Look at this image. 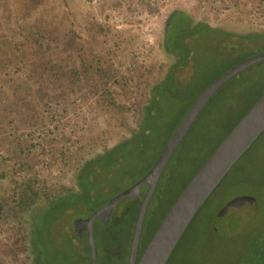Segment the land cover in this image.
Segmentation results:
<instances>
[{
    "label": "rangeland",
    "instance_id": "rangeland-1",
    "mask_svg": "<svg viewBox=\"0 0 264 264\" xmlns=\"http://www.w3.org/2000/svg\"><path fill=\"white\" fill-rule=\"evenodd\" d=\"M172 8L237 32L264 31V0H0V43H5L0 46V200L10 198L15 182L29 178L39 193H50L83 159L112 146L124 130L132 101L163 75L167 61L155 37ZM178 36L179 43L192 44L187 84L164 98L147 119L150 128L134 147L143 154L128 153L130 144L124 156L117 159L111 152L90 164L88 185L97 193L95 201L127 187L148 169L210 81L264 51V36L233 50L218 45L220 35L193 37L181 31ZM96 60L99 68L86 71ZM263 91L264 59L211 97L161 173L147 206L142 240H148L196 170ZM110 156L114 160L106 164ZM227 202L231 205L221 216L222 229H242L222 236L213 232V224ZM95 206L79 211L85 214ZM10 207L0 214V264H21L20 212ZM121 209L118 205L116 212ZM34 213L32 236L46 251L40 264H91L86 239L77 240L79 256L74 258L73 235L67 232L61 205ZM108 227L115 243L124 242L131 229L128 222ZM256 236H264V131L209 195L166 264H245L246 248ZM94 241L97 264H113L106 255L114 248L105 251L99 224Z\"/></svg>",
    "mask_w": 264,
    "mask_h": 264
},
{
    "label": "flooded vegetation",
    "instance_id": "flooded-vegetation-1",
    "mask_svg": "<svg viewBox=\"0 0 264 264\" xmlns=\"http://www.w3.org/2000/svg\"><path fill=\"white\" fill-rule=\"evenodd\" d=\"M186 12L189 14L191 18L192 28L194 27L195 29L193 32H191L190 35H192L193 37L195 36L202 37L207 34H215L217 36L220 35V38L216 39L217 40L216 42L218 43L220 47H227L230 50H233V48L235 47L240 49L239 47L240 44L256 43L255 41H257L262 36H264L263 30L262 31L261 30L260 31H250V32H245V33L237 32L223 25L211 24L206 19L195 18L193 13L190 11H186ZM165 27H166V21L164 23V26H163V29L160 35L156 36L155 38H156V43L158 45L159 50L166 57V61H167L166 68L163 72V75L158 79L157 82H155L148 88L144 96H141L140 98L132 101L129 107V112L132 115H130L129 113V115L126 117L123 123L124 130L122 129V131H120L121 134L119 135V138L112 144V146L105 147L100 152L94 154L92 157L83 159L79 163V165L76 168H74V170L71 173L67 175V181L59 185V187L54 188V190L50 191V193H48L47 191L43 193L38 192L33 203L29 205L26 209L20 211V215L18 218V221L20 224L18 225V229H17V232H19L18 237H17L18 238L17 245L21 251L20 253L22 257L21 264H40L45 259L46 251L42 249V245L40 246L38 245L37 242L34 241V238L32 236L33 234L32 231L35 226V222H34V215H35L34 212L35 211L43 210L46 207V205H61V211L67 219V227H68L67 232L68 234L73 235V237H71L72 238L71 241L73 242L71 244L72 245L71 247H72V254L75 258L76 256H79V252H78L79 247L77 246L79 242H77V240L86 239L88 241L87 234H88L89 223L85 222L84 220L89 218L91 214L96 209H98L100 206L107 204L113 197H115L117 194L124 191L125 189L133 185L135 182H137L141 177H143L148 172V170L152 167L156 159L158 158L161 150L163 149L164 145L166 144V142L168 141L172 133L170 134L166 142H164L161 150L159 151L155 159L150 163L148 169L140 177L135 179L127 187L122 188L121 190L115 192L114 194L110 195L104 200L99 201V202L95 201L97 193L96 191L92 190L91 187L88 185L89 182L91 181L89 173H90V168L92 167V165L87 164V162L94 159L97 155L105 153V151L112 149L116 147L117 145L123 144L125 142H127L128 145L133 144L132 148L128 147L126 149V151H128V149L130 148L133 150V151L131 150L128 153L143 154L140 150L138 152L137 150H135L136 151L135 152L134 147L141 145L140 144L142 143L141 141H143V138L146 136V133L148 132L150 128V125L146 123L147 119L149 118V116L152 115L155 108H158V105H160V102L164 98L167 100L170 99L171 97L174 96L176 90L182 88L185 84H187L186 82L187 80H185L186 79L185 70L187 68V64H185L184 66L175 67L174 64L178 62V58L173 53L166 51L164 48L163 43H164ZM181 41L182 43H186L185 42L186 40L184 41V39H182ZM188 44L192 45L191 43H188ZM210 83H208L206 86H208ZM158 84L159 85L161 84V85L158 87L155 95L151 97L152 88ZM223 85H221L218 89H220ZM196 97L190 102V104L187 107V110L191 106L193 101L196 99ZM209 100L206 102V104L209 102ZM206 104L203 106L202 110L204 109ZM199 114L197 115V117L199 116ZM196 119L194 120V122L196 121ZM145 130L147 132H144ZM124 155L125 154H118L117 159ZM156 185L148 200L147 206L149 205L151 197L155 191ZM147 188H148L147 184H145V186L134 196L122 197L115 204V208L112 210V212L109 214L108 217L107 216H97L94 219L93 236H94L95 227L99 224L101 231L103 233V236L105 238V241H104L105 251H109L110 247L114 248V250L109 251V256H107L108 254L106 255L107 258L109 259L112 258L113 264H123L124 263L123 259H125L126 264H129L135 222L138 216L140 206L144 199L145 193L147 191ZM60 194L64 198L62 203H58L55 201L56 198ZM87 205H96V206L85 214H83L82 211H79L80 209H82V207L84 208ZM118 205H122V209L120 212H116V208L118 207ZM146 210H147V207H146ZM146 210H145V214L143 217L141 231L139 234L137 247H136V253H135L136 261L141 256L144 248L146 247L147 243L149 242L150 238L152 237L154 231L156 230L158 224L161 221V219L158 221V223L156 224L148 240H145V239L142 240L141 235H142L143 223L146 217ZM110 222H112V224L122 223V222H128L130 224L131 229H130L128 236L125 238L124 242L123 241L116 242V243L114 242V236L112 235V232L110 233L109 227H108L110 225ZM112 255L113 257H111Z\"/></svg>",
    "mask_w": 264,
    "mask_h": 264
},
{
    "label": "water",
    "instance_id": "water-1",
    "mask_svg": "<svg viewBox=\"0 0 264 264\" xmlns=\"http://www.w3.org/2000/svg\"><path fill=\"white\" fill-rule=\"evenodd\" d=\"M175 8L167 12L166 18ZM263 59L264 51L251 55L234 64L212 80L196 97L183 115L148 172L133 185L113 197L107 204L100 206L89 218L84 220L89 223L87 238L91 250V264H97V251L93 236L94 219L97 216L108 217L115 208V204L122 197L134 196L145 184H147L148 188L135 222L129 264H166L178 241L209 195L222 181L236 161L264 131V91L227 132L216 148L186 183L164 214L141 256L136 261L135 253L137 242L151 193L172 153L189 131L206 102L226 81L251 64ZM230 205L231 203L227 202L216 216L213 230L218 235L230 236L239 233L242 229L241 227H230V229H226L224 226V229H222L221 216L229 209Z\"/></svg>",
    "mask_w": 264,
    "mask_h": 264
},
{
    "label": "trees",
    "instance_id": "trees-1",
    "mask_svg": "<svg viewBox=\"0 0 264 264\" xmlns=\"http://www.w3.org/2000/svg\"><path fill=\"white\" fill-rule=\"evenodd\" d=\"M176 11H183V12H182V14H181V16L179 18H176L175 20H172L171 19V16ZM179 28H181V29L179 30ZM194 30H195L194 27L192 28L191 18L189 16V14L186 11H184L183 9H174L167 16V18H166L165 33H164V43L163 44H164V48H165L166 51L173 53L178 58V62L174 64L175 67L176 66H184L185 64H187L188 55H189V52H190V45L188 43H179L178 33H181V31H182L183 32V35H190L191 32H193ZM246 36H248V35H246ZM1 44H5V43H0V46H1ZM95 62L96 63H93L91 61L90 64L88 65V67H86V71L91 70V69H92V71L97 70L99 68V65L101 63H99V61H97V60ZM160 85L159 84L158 85H155L152 88V90H151V97L153 95H155V93H156V91H157V89H158V87ZM261 93L262 92H260V94ZM259 95H258V97H259ZM258 97H256L255 100ZM254 101L252 102V104L254 103ZM252 104H250V106ZM250 106H248L246 108V110ZM245 111L230 126V128L228 129V131L240 119V117L245 113ZM144 132H147V131L145 130ZM227 132H226V134H227ZM127 145H128L127 142H125L123 144H120V145H117L116 147L105 151V153H102V154L97 155L94 159L88 161L87 164L90 165V164H92V162L95 164L97 162V160L99 159L100 156H103L104 157L106 155H109L111 152H113V153L115 152L117 154H125L127 152L126 149L128 147L127 148H124V147L127 146ZM249 148L246 150V152L249 150ZM113 160H114V158L113 157L111 158V156H110L108 158L106 164H109ZM33 184H34V179H32V178H29V179H27L25 181H21L19 183L15 182V186H13L12 193L10 195V198L7 199L6 201L5 200L4 201L0 200V214L2 213V211L4 210V208L6 206H8V205H11L12 206L10 208L15 213H18V212L26 209L29 205H31L33 203V201L35 200V198L37 196V193H38V190L34 187ZM63 199L64 198L60 194L56 198L55 201L58 202V203H62L63 202ZM213 232L215 233V231H213ZM175 248H174V250H175ZM174 250L172 251V253L174 252ZM246 251H247V257H246L245 264H264V236L261 239H257V236L256 237H253L250 240V242L248 244V247L246 248ZM172 253H171V255H172Z\"/></svg>",
    "mask_w": 264,
    "mask_h": 264
}]
</instances>
